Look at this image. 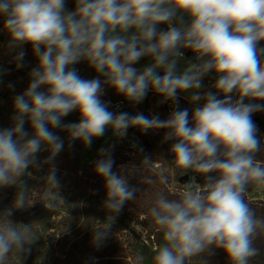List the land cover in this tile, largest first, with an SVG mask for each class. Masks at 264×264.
Wrapping results in <instances>:
<instances>
[{"label": "clouds", "instance_id": "obj_1", "mask_svg": "<svg viewBox=\"0 0 264 264\" xmlns=\"http://www.w3.org/2000/svg\"><path fill=\"white\" fill-rule=\"evenodd\" d=\"M0 15L9 49L29 44L37 59L26 90L14 97L12 127L0 129V187L19 186L12 204L0 212V264L10 255L19 260L30 254L39 239L30 224L9 217L26 207L21 177L30 167H40L36 154L47 149L45 162H50L64 148L50 129L61 128L70 140L90 147L106 129L123 137L130 127L165 130L163 141H175L169 150L173 169L217 174L207 176L198 191L156 200L149 211L163 243L152 264H188L213 248L223 250L230 264H250L260 251L254 240L264 231V218L245 200L250 184H264V165L256 159L262 140L252 113L264 105L244 101L264 100V49L257 48L264 41V0H75L71 11L65 0H0ZM161 23L167 30H158ZM182 49L195 57L180 70ZM24 55L21 51L16 59ZM143 57L152 62L134 67ZM81 60L96 78L85 80L71 67ZM209 73L216 77L215 92L202 94V79ZM105 85L133 103L150 89L161 103L176 102L181 92L190 93V102L203 103L191 116L189 109L177 107L164 120L142 113L117 115L100 99ZM74 110L79 121L62 125V117ZM99 155L94 171L105 181L103 208L109 215L94 228L96 242L108 236L114 214L138 191L127 176L113 171L109 149H100ZM46 178L60 187L54 166Z\"/></svg>", "mask_w": 264, "mask_h": 264}, {"label": "trees", "instance_id": "obj_2", "mask_svg": "<svg viewBox=\"0 0 264 264\" xmlns=\"http://www.w3.org/2000/svg\"><path fill=\"white\" fill-rule=\"evenodd\" d=\"M260 49H264V43ZM5 97H2L4 99ZM245 103L264 105V100L246 99ZM13 108V102L7 101ZM199 107V106H198ZM178 108L183 110L185 107L179 103ZM194 107V109H196ZM191 112L189 114L191 116ZM252 120L257 127V137L261 140L264 138V108L260 111L252 113ZM8 128V127H4ZM3 128V129H4ZM152 137L145 141L143 152L145 157H150L146 165L133 163L125 154L121 153V146L111 144L107 149L110 150L111 156L115 163L113 171L123 176H127L130 187L138 189L134 199L125 202L122 210L115 215V220L111 232L102 242L94 240V228L99 227V221L96 218H103V223L109 213L103 208L105 198V181L98 176L94 166L90 173L80 171L82 158V149L80 145H72L63 150L50 162H45L49 157V153H42L43 159H37L40 167H30L25 176L21 177L27 187L26 189V207L17 209L9 219L14 223L25 224L29 218H37L40 216V210L48 204L54 208L75 209L85 219V227L82 231V254L74 259V264H143L141 258L149 259L152 264L154 255L148 254L144 248V240L140 236L133 233L127 239L124 238V230L128 227V223L138 221L144 232L156 233L158 226L155 224L150 215V209L154 206L160 195L168 199H178L183 192L178 189L172 190L170 186L171 180L178 181L180 176H176L180 169H173L169 160L172 155L165 143H155L154 133L149 132ZM97 158L96 160L100 159ZM256 159L264 165V141L262 148L256 154ZM160 162L159 166H154L155 162ZM55 167L57 177L60 181V187L55 189L50 181L46 178L49 170ZM136 166V171H132V167ZM172 172L173 175L170 173ZM216 176V173L199 174L195 176L194 182L196 188L186 183H179V187L187 191H198L206 182L207 176ZM84 180L88 183L85 187L79 186V181ZM69 182H75L76 187L70 186ZM19 186L0 187V212L6 210L13 202L15 194ZM245 200L254 209L258 218H264V201L260 199L249 198L245 194ZM90 219V220H89ZM129 232V230H127ZM36 232V231H34ZM47 238V245L43 248V256L40 264H69L65 261L64 255L55 256L53 253L54 244L51 243L50 237ZM254 246L260 251L259 254L250 260V264H264V231L259 232L254 240ZM30 255L24 254L19 260L16 256L10 255L6 264H25L30 262ZM188 264H230L223 250L213 248L209 252L192 258Z\"/></svg>", "mask_w": 264, "mask_h": 264}, {"label": "rangeland", "instance_id": "obj_3", "mask_svg": "<svg viewBox=\"0 0 264 264\" xmlns=\"http://www.w3.org/2000/svg\"><path fill=\"white\" fill-rule=\"evenodd\" d=\"M74 4L75 0H65L66 10H73ZM3 25L4 20L0 21V129H3L4 127H12V117L14 116V108H12L11 104L7 103V101L13 102L15 96L23 93L26 90L27 86L30 83L29 73L37 64V59L33 54L31 45L25 44L22 47L9 49V34L4 30ZM262 43H264V41L257 43L258 49H260ZM21 51H23L25 55L23 56L22 60L18 61L16 57ZM187 61V59H181L179 61L178 68L182 70L184 67H186ZM151 62V58L143 57L133 66L137 69H142L145 65H148ZM71 67H74L78 71V75L85 80L94 79L98 75L93 70V68L86 61L83 60L76 63L75 65H72ZM160 74L163 75V72L160 71ZM215 79L216 77L213 73L206 74L202 79V88L199 91L202 94L210 91L215 92V89L212 88ZM103 89L105 93L109 94V99L120 95L117 94L113 88L107 85H105ZM180 95L184 98L178 97V102L181 103L185 108L189 109V111H194V107L201 106L203 103V101H198L195 103L190 102L188 99L190 93L188 92H181L179 96ZM147 96L150 105H152L154 108V112L157 113L156 115H159V106H161V98L156 95ZM2 97L5 98L2 99ZM218 98L223 99L224 97L218 96ZM235 98V95H233V99ZM102 101L105 102V100ZM136 107L139 109H143L145 106L144 104L142 105V102H139ZM177 107L175 108V110H177ZM167 118V116L164 117V119ZM79 119L80 116L78 111L74 110L67 116L62 117L61 123L62 125L75 123L78 122ZM25 130L28 131L29 135H31L32 129L30 127V124L25 123ZM50 130L64 141V148L70 147L72 145L81 146L82 155L84 156V158H82L80 164V171H83V173L85 174L90 173L91 169L94 166L93 162L97 161L96 159L99 158V150L107 149V147H109V145L113 143L112 137L104 133L103 136L93 138V142L89 147L82 144L79 140H70L68 138V134L61 128H53ZM149 132L154 133L155 143H165V145L168 147V150H170L169 146L175 143V141H163L165 130L162 133H159L158 130L154 132L150 129L147 131H142V133H144V143L146 140L152 139V137L148 135ZM44 151H47L49 153L47 149H43L36 154V158L40 160L43 159L44 157L42 153H44ZM141 153L142 154H137L129 160H131L133 163L146 165L148 162H144L145 154L142 150ZM156 165H158V163ZM179 169V171L181 172H179L176 176L181 177L183 174H188L187 182L189 183V185L196 188L194 179L195 176L199 174L195 173L193 170H184L181 168ZM170 173L173 175L172 172ZM179 183L181 182L172 179L169 187L172 190L178 189L180 192H182L183 190L179 187ZM69 185L76 187L75 182H69ZM78 185L85 187L86 185H88V183L84 180H81L79 181ZM245 194L249 198L260 199L264 201V184H250ZM96 220L101 222L103 218H96ZM85 223L86 218L84 219L83 216L75 209L54 208L49 206L48 204L43 206L40 210L39 217L29 218L25 222V224H30L32 229L36 231L35 233L39 236V239L36 241V243L32 245L31 253L28 254V256L30 255L31 257L30 262L25 264H40L41 258L44 255L43 248H45L47 245V238H45L47 236L50 237L51 243L55 245L53 249V253L55 254V256L65 254V261L69 264H74V259H77V257L82 254L81 249L83 245L81 239L84 236L82 231L85 227ZM127 227L128 229L126 228L123 233L124 238L127 239L134 232L133 234L135 236H140L144 240V248L146 249L148 254L155 255L157 246L163 243V233L161 231H157L155 234L152 232H144L142 226L139 223V220L128 223ZM127 230H129V232ZM141 262L143 264H150L149 259H141Z\"/></svg>", "mask_w": 264, "mask_h": 264}, {"label": "built area", "instance_id": "obj_4", "mask_svg": "<svg viewBox=\"0 0 264 264\" xmlns=\"http://www.w3.org/2000/svg\"><path fill=\"white\" fill-rule=\"evenodd\" d=\"M3 20H5L4 16L0 15V21H3ZM167 28H168L167 24H166V28H161L160 26H158V30L160 31L167 30ZM182 51L184 52L183 59H187L188 61L194 62L195 53H193L192 51L188 49H182ZM108 95L109 94L105 93L103 89V94L101 95L100 99L105 100V103L108 104L109 111H112L114 114L118 115L121 112H127L130 114V116H133V115H136L137 113H142L143 115L149 118L157 114L156 112H154L153 106L150 105L147 95H156V96H159V95L154 93L151 89L148 91L145 98L141 101L142 105L144 104L145 106L143 109L137 108L136 105L138 103H133V102L128 101L127 99L124 98L123 95H117L113 97L112 99H109ZM159 97L161 98L160 99L161 106H159L160 113L158 116L160 117L161 120H163L164 117L166 116L169 117V114L175 111V108L179 104L178 102L179 98H177L176 102L164 101L163 103H161L162 97L161 96ZM178 97L184 98L181 95ZM152 131L156 132V130H152ZM158 131L159 133H162L164 130L159 129ZM105 133L112 137L113 139L112 144H117L121 146V153L129 157V159L133 158L137 154H142L141 150L143 151L144 144H145L144 138H143L144 133H142V130L139 129L138 127H130L127 130V134L123 137L115 136L111 128L106 129ZM262 141H264V138L262 139ZM171 146L172 144L169 146V149L171 148ZM157 163L158 165H156ZM159 165H160V162L158 161L154 163V166H159ZM182 192H184V190Z\"/></svg>", "mask_w": 264, "mask_h": 264}, {"label": "water", "instance_id": "obj_5", "mask_svg": "<svg viewBox=\"0 0 264 264\" xmlns=\"http://www.w3.org/2000/svg\"><path fill=\"white\" fill-rule=\"evenodd\" d=\"M158 26L161 28H166V23H161ZM178 181L181 183H186L188 181V174H183Z\"/></svg>", "mask_w": 264, "mask_h": 264}]
</instances>
